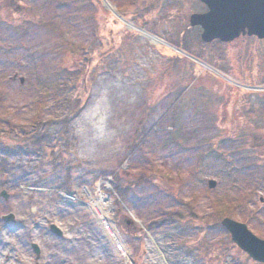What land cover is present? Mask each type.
<instances>
[{
    "label": "rangeland",
    "instance_id": "1",
    "mask_svg": "<svg viewBox=\"0 0 264 264\" xmlns=\"http://www.w3.org/2000/svg\"><path fill=\"white\" fill-rule=\"evenodd\" d=\"M154 1L134 0L125 9L139 13L125 19L114 0H0V128L10 133L0 135V194L8 196L0 195V215H14L0 218V264H264L221 225L229 217L264 239V38L239 35L217 59H197L169 39L176 34L197 54L200 45L183 26L191 27L190 14L203 4L161 0L145 13ZM26 7L36 18L23 29ZM192 28L199 38L201 28ZM175 53L195 63V77L175 71L182 61L169 67L165 60ZM84 69L87 82L77 90L76 73ZM75 98L84 103L68 123L67 172L41 164L20 138L39 119L58 139L56 119L70 113ZM149 169L157 177L147 183L124 177ZM122 170L115 183L128 190L117 217L135 228L120 231L126 257L114 252L90 211L99 200L96 178ZM225 203L231 215L220 214ZM173 213L193 216L158 219Z\"/></svg>",
    "mask_w": 264,
    "mask_h": 264
},
{
    "label": "trees",
    "instance_id": "2",
    "mask_svg": "<svg viewBox=\"0 0 264 264\" xmlns=\"http://www.w3.org/2000/svg\"><path fill=\"white\" fill-rule=\"evenodd\" d=\"M114 1L116 3L115 5H116L117 12L122 17H124L125 19H128L129 17H132V16L139 13V10L127 11L125 9V8H129L134 0H114ZM98 2L101 3L100 0H98ZM160 2H161V0H155L154 1L155 4H152V7L147 9L145 11V13H147L148 10H151V11H154L155 9L157 10ZM104 10L106 13H108V11L106 9H104ZM129 12H132V15ZM35 18H36L35 12H33V10L31 8L26 7L25 11H24V16L22 19L23 25H21V27L23 29H27L28 27L32 26L33 23H35V22H33ZM45 24H49V23L46 22ZM186 27H188V30L191 31L192 36H189L191 42L193 43V40H194V42L197 45H200V48H199L197 54L192 53L189 49H187V45H186L187 43H186L185 39L181 40L180 38H177L176 34H174L175 38H171V39H169V41L173 45L180 48L181 50L190 52L195 57H197V59L199 58L203 61L210 63L211 59H214V58L217 59L218 58V56H219L218 52H220V50H222L228 44H230V42L222 43V42H219L216 40L212 41L210 43H203L200 41V39L197 36L198 32H197V34L195 32H193V30H195V28L189 27L186 24L183 26L185 33H188V30H186ZM53 29H57V27L55 26ZM109 32H111L110 29H109ZM177 33L179 34V32H177ZM183 37H185V35H183ZM251 37H254V36H240V38L239 37L238 38L240 40H243V38H244L247 41ZM110 43H111L110 48L115 49L114 48V45H115L114 41H112V42L110 41ZM67 47L70 48L72 52L80 53V51H81L80 45H74V44L68 43ZM84 56H85L86 61L88 63V67L93 65V62H92L93 57H91V53L88 52ZM94 56L97 58H100V57H102V53L99 52ZM165 61L168 62L170 68L174 64H176L177 62L182 61L184 64H181L180 66H178L175 71L180 72L182 74V77H184V76L185 77H187V76H191V77L194 76L195 77L196 76V73L194 70L195 63H193L192 61L186 60V59L185 60L182 59V57H180V54H178V53H175L174 55L168 56ZM172 62H175V63H172ZM215 65L220 66L221 64L218 61H215ZM63 70L67 71L66 69H63ZM87 73H88V69H84L83 71L76 73L79 75V81L77 83V90H79V89L81 90V88H82V90L84 89V85H86V82H87ZM64 79H68V78L64 77ZM72 102H73L72 103L73 107L70 110V113L69 114L67 113L68 115L66 114V116L64 113L56 119L58 122L61 123V130L58 134V139L56 138V140L52 141L50 133H48L47 130H45V127L43 128V126H45V125L48 126V123L46 122V120H39V119H36L34 126H33V130L30 131L29 133H24L25 134L24 138H20V140H22V139L26 140V142H27L26 146L28 148V151L31 154L38 156L39 162L41 164H46V165L52 166L53 168L65 167L67 172H69L68 168H70V167L67 168L65 166L67 163L65 151L68 149V146L71 145V141H69V137H68V132H69L68 123L71 120V114L76 115L80 111V108L84 103V100H83V102H81L80 98L78 100H77V98H75V99H73ZM136 130H138V129H136ZM0 135L5 137V136H9L10 133H9V131L3 132L2 129L0 128ZM5 162H6V156L1 157L0 158V171H2V172L4 171ZM151 169H149L148 171H145L141 174H137L134 176L131 175L128 177L123 175L124 173L127 174V171L122 170L119 173L115 172V173H113L114 182H116L120 178V175H121V177L124 176L127 179V181H129L128 184L140 185L143 183H147L149 181L154 180L157 177V175H155V173ZM114 188H115V191H116L119 199L122 201V199L125 197V194L128 190L127 186L123 185L122 183L117 182V183H115ZM220 207H222V212L220 214L231 215L233 213V207L231 206V204L225 203V204L221 205ZM190 216H193V213H189V214L173 213V214L162 215L158 219L161 218L164 221H166L168 219L184 220ZM194 218H196L195 215H194ZM117 220H118V226L121 229V231H123L125 233L126 232L131 233V234L135 233L134 226L131 223L126 222L127 220H126L125 216H123L121 221L118 218H117ZM155 222H156V220H152L151 225H153ZM151 225H149V227ZM141 232H143V230H141Z\"/></svg>",
    "mask_w": 264,
    "mask_h": 264
},
{
    "label": "water",
    "instance_id": "3",
    "mask_svg": "<svg viewBox=\"0 0 264 264\" xmlns=\"http://www.w3.org/2000/svg\"><path fill=\"white\" fill-rule=\"evenodd\" d=\"M207 7L204 12H193L189 16L190 26H200V39L207 43L214 39L228 42L239 35H254L264 38V0H200ZM209 187L215 185L209 181ZM1 195L7 198L3 190ZM5 222L13 221L14 215L7 213L1 216ZM221 225L230 233L231 240L251 259L264 263V239L253 234L245 223L224 217ZM50 230L61 236V230L50 224ZM36 258L38 247L33 244ZM37 264V263H35Z\"/></svg>",
    "mask_w": 264,
    "mask_h": 264
},
{
    "label": "built area",
    "instance_id": "4",
    "mask_svg": "<svg viewBox=\"0 0 264 264\" xmlns=\"http://www.w3.org/2000/svg\"><path fill=\"white\" fill-rule=\"evenodd\" d=\"M104 184V188H106L108 186L107 183H105V181L102 182ZM98 193H99V200L97 201H94L93 204V207H94V210L96 211V215L99 219V221L102 222V225L104 227V229L110 234V235H113L114 234V229L112 227V225L109 223L108 219L106 218L107 217V213H108V209H109V206H110V198H109V195H107L106 193H104L103 191L100 190V188H98ZM106 195L105 198L106 200L108 201L107 202H103L101 201V197L102 195ZM91 196V195H90ZM100 201V202H99ZM102 207H106V211H103ZM117 247L121 248V245L118 244ZM121 252H123V250H121Z\"/></svg>",
    "mask_w": 264,
    "mask_h": 264
},
{
    "label": "bare ground",
    "instance_id": "5",
    "mask_svg": "<svg viewBox=\"0 0 264 264\" xmlns=\"http://www.w3.org/2000/svg\"><path fill=\"white\" fill-rule=\"evenodd\" d=\"M106 2V1H105ZM153 40L155 39V40H157L156 38H154V37H151ZM6 242H8L7 240H6ZM4 245H6V243H4V244H2L1 246H4Z\"/></svg>",
    "mask_w": 264,
    "mask_h": 264
}]
</instances>
